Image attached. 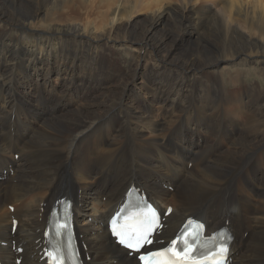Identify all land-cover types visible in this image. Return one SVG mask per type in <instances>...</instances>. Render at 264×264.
<instances>
[{"label":"bare ground","instance_id":"bare-ground-1","mask_svg":"<svg viewBox=\"0 0 264 264\" xmlns=\"http://www.w3.org/2000/svg\"><path fill=\"white\" fill-rule=\"evenodd\" d=\"M199 2L0 0L2 264H46L63 197L87 264H139L108 230L130 189L172 206L150 248L197 216L232 231L230 264H264V1Z\"/></svg>","mask_w":264,"mask_h":264},{"label":"snow or ice","instance_id":"snow-or-ice-1","mask_svg":"<svg viewBox=\"0 0 264 264\" xmlns=\"http://www.w3.org/2000/svg\"><path fill=\"white\" fill-rule=\"evenodd\" d=\"M168 211H171L169 209ZM198 227L202 228L203 225ZM151 227L148 231L142 232L135 227L129 228L127 231L116 232V235L120 237V242L125 244L126 247L133 250H139L144 244L152 243L149 238L151 234ZM180 247V252L175 255H180V259L170 258L169 260L157 262V257H163L167 253H173V250ZM201 246L199 240L198 231H187L182 232L176 239L170 242V246L165 248L162 252H150L148 256H140L139 259L144 261L145 264H198L194 259V256L198 253L199 247ZM227 238L217 247L216 255L221 259L227 253ZM182 253V254H181ZM49 255H52L51 253ZM151 257V259H149ZM60 258L57 257V264H59Z\"/></svg>","mask_w":264,"mask_h":264},{"label":"rangeland","instance_id":"rangeland-1","mask_svg":"<svg viewBox=\"0 0 264 264\" xmlns=\"http://www.w3.org/2000/svg\"><path fill=\"white\" fill-rule=\"evenodd\" d=\"M191 1H195V0H191ZM202 2H199L198 4H204L207 8H209V9H211V10H216L218 7H220L221 5H223L224 3H225V0H201ZM260 1H264V0H260ZM173 3H174V5H177V6H180L181 5V3H182V0H173ZM199 5V6H200ZM145 15H146V10H141V11H139L138 9H137V12H136V14L135 15H132V17L134 16H136L135 18H134V20H136V25L137 26H139V27H141V26H143V25H145V21H144V18H145ZM44 19H45V16L43 17ZM170 27L169 26H167V29H169ZM156 34L158 35V36H160L161 34H162V32H161V28H160V30H157L156 31ZM120 36V35H119ZM118 36V37H119ZM186 37V38H185ZM189 37V34L188 33H184L183 34V41H185L187 38ZM182 41V42H183ZM182 42H180L179 44H178V48H180V46L181 45H183L182 44ZM112 45V44H111ZM127 45V44H126ZM128 47H126V46H124L123 45V43H121V44H118V45H112L111 46V52L114 54V55H124V57L126 58V59H132V56H131V54H135L136 53V56H137V50H135V48L133 49V47H130L129 45H127ZM128 52H131L130 54H129V56H127L126 55V53H128ZM112 54V55H113ZM119 56H116V58H117V61L118 62H122V59H120L119 60V58H118ZM157 58H158V56H157ZM182 63V62H181ZM183 64V63H182ZM247 67H249L248 68V72H247V76H246V79L248 80V81H254V82H259V83H261V85L264 87V76H262L261 74H259L256 70H254L253 69V65H248ZM141 72H142V70H141ZM142 73H140L139 74V79H137L139 82L142 80ZM136 78L137 77H135V78H132L131 80H129V82H128V89H129V91H130V89L131 90H133L134 91V89H135V87H136V82H137V80H136ZM138 82V83H139ZM134 85V86H133ZM133 86V87H132ZM123 106H124V102H123ZM16 154V155H15ZM14 154V158L16 159V160H18L19 159V156H18V154H19V152H17V153H15ZM190 166H192V163H190L189 164ZM105 197V196H104ZM106 200V199H105ZM104 201V200H103ZM105 202V201H104ZM9 208L11 209V210H14V206H9ZM196 219H198V217L196 216L195 217ZM169 241V240H168ZM38 245V244H37ZM161 245H163V244H160L159 246H161ZM83 247L86 249V246L85 245H83ZM21 248V247H20ZM40 250V249H39ZM17 251H19V248L17 249ZM20 252V251H19ZM234 254V253H233ZM21 259V258H20ZM15 260H16V258H15ZM86 260L87 261H91V256H87L86 257ZM108 263V262H107ZM106 263V264H107Z\"/></svg>","mask_w":264,"mask_h":264}]
</instances>
